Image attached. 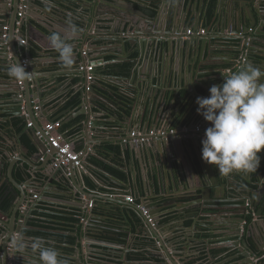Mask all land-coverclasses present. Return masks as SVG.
<instances>
[{
  "label": "water",
  "instance_id": "95a60500",
  "mask_svg": "<svg viewBox=\"0 0 264 264\" xmlns=\"http://www.w3.org/2000/svg\"><path fill=\"white\" fill-rule=\"evenodd\" d=\"M2 1L5 4L4 6H0L3 10L0 12V30L2 32V35H0V47H4L7 53L4 54L2 58L8 59L11 55L14 63L17 60L21 64H24L23 60L25 57L22 49L26 47L30 55L33 41L27 36L28 34L24 32L18 34L16 31L17 27L21 26L22 28L26 25L27 29L30 30V28L33 27L43 34L44 32L40 28L31 25V20L34 19V22L39 26H42V22L47 23V19L45 20L43 18L46 17L44 13H46L48 6L45 5L46 2L44 0H26L28 7L22 10L20 16L21 0ZM128 1L81 0L82 9L87 12V17L79 19L82 26V37L79 38L82 41V48L75 54V59L81 60L79 65L83 67H89V64L94 65L93 69L90 71L86 69L80 70L78 67L79 69L73 72L80 75L84 82H86L88 76L91 75L90 90H82L80 95L82 110L78 115H83V118L78 120V128L84 134H86V130L93 133L95 129L99 128L98 122H95L94 119H97L100 115L95 113V108L101 111L103 108L97 104V101L102 99L106 102L109 100L103 95L99 97L96 90L99 77L105 73L103 69H98V65H101L104 61L98 60V62H95L97 60H93L94 52L89 50L94 44H91V47H87L86 45L88 37L86 31H88L89 25H93L92 23H95L96 26L99 27V25L103 24L107 19V21L109 20L108 23L111 28L115 30L121 29V35L119 34L112 38L113 41H115L114 48L106 43L107 38H100L103 43L100 46L98 55H102V52H107L109 50L111 52L115 51L116 54H114V56H116V58L114 61L128 60L133 65L131 74H128L129 78L133 79L132 81L134 82L135 78L138 76L142 89L149 88L150 85L152 87L151 89L154 90L153 96L158 97L161 91V97H163V99L165 97L163 96L164 92L174 87L176 83H182L184 81V70H187V68L191 70L194 64L195 68L202 65L206 51H211L224 40V34H221L224 33L226 29H229L230 33H234V31L237 32V37L234 42L236 61H232L233 63L231 65H236L237 70L242 69L247 64H252L264 69V0H240V4H237L236 0H230L225 9L224 1L219 0L216 5L217 13L215 12V14H217L215 24L218 28V33H214L213 36L210 35L209 26L204 28L207 32L206 34L197 35V24L190 27L189 23L191 17L194 18L195 23L198 22L201 9L202 11L204 10L203 16L205 15L207 18L208 4L205 5L206 2L203 4V7L205 5L206 8H202L200 0H176L175 6H172L171 3L174 0H157L158 3L156 5L152 2L150 3L149 0ZM135 1H138V3ZM52 2L56 5L52 12L58 14L60 18L59 21L62 22L63 19L66 18V15L63 14L61 6L68 7L72 2H78V0H52ZM255 4H259L260 10L256 9ZM136 5L140 8H137ZM149 9L155 10L156 14L152 15L148 13L146 10ZM35 10L40 13L39 17H36L34 14ZM256 11L259 12L258 16H256ZM258 19H260L261 22H258ZM208 20L207 18V21ZM19 22H21L20 26L18 25ZM5 27H8L7 38L3 36L5 34ZM188 30H192L194 34L188 35ZM94 32L95 30L89 35L101 37L106 33L102 30H96V34H93ZM17 37L20 38L21 41H18L16 39ZM23 40L26 42H23ZM139 59L142 60V62L144 60L148 61L149 65L146 73H143L141 69L142 65L139 64ZM29 60L26 70L34 67L33 57L30 56ZM197 61L199 62L197 63ZM145 62H143V65ZM176 62L182 63V67H179ZM220 65L224 66V63ZM226 75L227 74L222 78L223 80ZM114 77L119 80L121 86L125 87V82L123 83V81L127 80V76L110 75V79ZM38 78L39 77H34V83L36 82L37 86L40 85ZM12 80L15 82V84L11 86L13 87L11 91L13 101L16 104H21L16 105L18 116L25 119L26 123H33V127H27L26 131L27 135L30 137L33 148L21 142L20 146L23 147V155L20 159L6 160L3 157L0 159V180L2 182L0 186V225L3 226V231L0 232V264H40L38 254H32L30 249L22 254H13V240L21 235L26 240H31L28 232L32 231L30 224L33 221V213L40 201L49 198L51 190H58L57 186L53 189L54 180L66 187H76L79 184V176H82V178L87 177L86 171L92 166L91 158L97 152L95 148L92 149V152L86 151V156L83 158L82 167L80 169L76 170L72 165L70 166L72 172L70 176H66L60 168L54 169L50 162L57 151L49 143L48 135L44 130L45 124L41 117L39 118L36 116L38 110L33 103V98L31 97L28 99L27 96L32 95V88H35L34 84L32 85L33 82L30 80L17 81L14 78H12ZM263 81L264 77L261 78L260 82L263 83ZM182 84L185 83L183 82ZM99 87L105 90L103 86ZM38 90H41V86L38 87ZM90 94L91 96L89 97ZM39 97H41L40 94ZM23 106L27 109V114L21 112L20 108ZM165 106L166 102L162 105V109H164ZM39 110L41 112L45 110V106L42 102L39 104ZM164 115L165 112L162 111L160 118ZM116 119L120 122L119 127L123 133L122 135L129 137L133 130L129 127L128 120L125 119L120 121L121 119L119 117H116ZM163 119L165 118L163 117ZM48 120L51 122L56 121L53 118H48ZM196 128L197 123L194 121L188 127L189 130L185 134L181 133L183 127L178 128L179 131L177 130L174 134L169 133L170 129H168L167 132L163 130V133L160 134L154 130V135L147 136L146 140L143 142H140L137 138H128L121 144L122 152L125 155L128 150L132 151L134 160L135 157L141 155L144 165L146 162L143 155L144 152L149 153V157L151 155L153 157V154L158 155L160 158V183H162L163 186L167 185V188L173 186V193L171 194L173 198L168 202V205L162 204L161 206H156L151 202L147 204L148 208L153 213L151 214L154 217L156 228L160 231V234L164 233L160 213L166 209L172 208L193 218L194 221H196L195 228L197 225H201L204 230L208 231V234L221 235L223 242L228 241V244L225 246L227 250L230 249V251H235L237 257H243L244 260L242 264H258L261 261H263L264 264V188H258L255 189L256 191H253L248 186V188L244 189V193L238 191L239 194H243L240 199L221 198L224 189L230 188L224 183V175L220 176V179H223V181L213 184L194 166L195 157L199 155L202 157V136H200V134L205 132L203 130L194 133L193 130ZM137 129L141 131L139 127ZM151 130L152 129L148 130L147 134H150ZM36 131H41V137L35 135ZM49 154H52V156ZM181 154H185V156L192 161L193 172L196 173L203 183L201 190L197 188V186L192 188L189 179L188 182L183 181L184 178L178 180L175 172L172 171V159L174 158L180 161L184 175H187L186 163L183 161L185 156L181 157ZM166 164L169 165V167H166ZM163 165L164 167H162ZM98 168L93 175L101 184L107 185L109 183H116L123 189H130L127 180L120 179ZM145 168L147 169L146 165ZM216 168L218 167L216 166ZM168 171L171 172L170 176L167 175ZM18 173H20L21 176ZM126 175H130L135 184L136 172L131 170L126 172ZM153 175L155 178L154 172ZM21 177L23 182H21ZM148 177L149 174L147 173V182L149 181ZM25 181H30V185H27ZM179 181H181V183ZM187 183L191 190H196V192L202 191V193H198L195 198L188 196L186 200L181 203V206H179V201L183 200V198H178L177 192L181 190L185 192L188 190ZM84 184H86L85 181ZM33 187H37V190L40 191V198L32 205ZM131 191L135 195L139 194L136 189H131L130 192ZM231 191L232 190H229L228 193L229 196L232 195L231 197H233L235 194ZM252 192L256 194L255 198L252 197ZM84 193H86V191L83 190L82 194ZM112 201L117 203L118 207L122 206L126 208L127 206L122 199H115ZM248 202L252 203V207L256 212V217L249 225V231L247 232ZM227 203L230 204L227 205ZM24 205H26L27 210L21 211ZM224 211H230L234 216L225 215ZM88 217V224L84 228V233H86L85 237L92 239V237L89 236L90 231L97 236L102 235L105 237L109 235L107 232H103L107 230L104 226L98 225V223L105 221L106 218L104 216L94 215L92 210L90 216L88 214ZM181 225L182 229L188 228L184 220H182ZM142 226H144L143 221ZM191 227H194V225ZM145 230L147 229L145 228ZM76 231H78V228ZM245 231L246 235H244ZM153 235L154 231H147L143 234V236L148 239H153ZM78 237L80 238V235ZM95 240L97 239L95 238ZM97 241L105 243V247H108L111 251L116 253L126 252V262L130 263L128 258L130 249L124 251L120 249H125L127 247L126 244L112 243L102 239ZM165 241L168 244V240L165 239ZM85 245L87 251L84 259L85 262L77 257V254L80 253L81 250V247L79 248L78 245H75V253L72 257L61 256L70 259L74 264H88L91 260L90 249H92V245L90 243H86ZM99 247L101 248L103 245ZM156 251V254H154L155 257L162 259L166 264L170 263L167 261L168 258L165 253L164 243L162 244V248L156 249ZM97 252L104 251L97 249ZM150 252H154V249H150ZM180 262H182L181 259Z\"/></svg>",
  "mask_w": 264,
  "mask_h": 264
},
{
  "label": "crops",
  "instance_id": "0c3cea01",
  "mask_svg": "<svg viewBox=\"0 0 264 264\" xmlns=\"http://www.w3.org/2000/svg\"><path fill=\"white\" fill-rule=\"evenodd\" d=\"M44 1L46 2L45 5H47L48 7L46 6L47 11L46 13H44L46 17L43 19H47V23L42 22V26H39L34 22V19L31 20V25L40 28L44 33L42 34L40 31L33 27H31L29 30L27 29L26 25H24L22 28L21 26L17 27L16 30L18 34H20V32H24L28 34L27 36H29V38L32 39L33 42L31 44V50L33 46L38 47L39 50L37 55L33 56L34 67H31L27 71H33L32 75L34 77H39L38 80L40 82V85L37 86L36 82L32 83V85L34 84L35 88H32V95L27 96L28 99H30L31 97L33 98L35 107L38 106L40 102L44 104L45 110L43 112H41L40 110L36 112V116L39 118L41 117L44 124L50 122L48 118L63 121L62 130L65 132L66 136L74 142L76 149L92 152V149L95 148L97 153L94 156H96L99 154L98 149L102 147V144L113 143L121 147L120 144L123 143V141L121 140L124 135H122L123 133L121 132V128L119 127L120 122L116 119V117H119L121 119L120 121L127 119L129 127L133 131H138V127L141 129V131L146 132L150 129H157L158 131L160 129L168 130L169 128H176V130H178V128L183 127L181 133L185 134L189 130L188 127L194 121L195 123H197V128L199 126V131H205V129L210 126V122L206 121L202 115L197 113L196 109L198 105L196 104V98L209 96V88L211 85L222 84L224 81L222 78L225 74L230 75L232 72L237 70L236 65H231L233 63L232 61H236V51L234 44L235 38L237 37L236 31H234V33H230V30L226 29L224 33L221 34H224V40H222L221 43L214 47L211 51H206L203 57L202 65H200V67L198 68H195L194 64L191 70L189 68H187V70H184L183 82L185 84H182L183 82L176 83L174 87L168 89L163 93V96H165L164 99L163 97H161V91L158 97L153 96L154 90L151 89L152 87L149 84V88L142 89V87L140 86L141 82L138 76L135 78L134 82L132 81L133 79L127 78L126 81H123V83L126 82L125 87H123L119 84L120 82L117 78L114 77L110 79V75L120 76V73L107 74L105 72L102 76L99 77L96 90L99 97L100 95H103L109 100L105 102L101 99L100 103H98L103 108L102 111L94 107L95 113H97V115H100L97 119L94 120L95 122H98L100 127L95 129L94 133L88 132L86 130V134H84L78 128V120L83 116L78 115V113L82 110V103L76 105L72 104V101L74 100V96L81 95L82 90L87 91V84H91V79H87V81L84 82L81 79L80 75L73 73L76 69H79L82 66L79 65L81 60L75 59V65L72 69L64 68L59 61L58 53L51 49L48 37L52 32H60L63 36H68L71 34V30L67 24L69 15H71L74 23L77 24V27L82 30L81 22L79 21V19L87 17V12L83 11L81 0H78V2H72L68 7L61 6L63 14L66 15V18L61 22L59 21L60 18L58 14L52 12L53 8L56 7L54 2H52V0ZM200 1L201 7L206 8L205 5L208 4L209 0ZM218 1L219 0H215L216 5L218 4ZM223 1L225 9L227 8L230 0ZM135 2L138 3V1ZM236 2L237 4H240L241 1L236 0ZM171 3L172 6H175L176 0L172 1ZM4 4L5 3L0 0V6H4ZM203 4H205L204 7ZM128 6L130 5L128 4ZM255 6L257 10H260L259 4H255ZM136 7L140 8L138 5H136ZM1 11L3 10L0 7V12ZM36 12L37 10H35L34 14L36 15V17H39L40 13ZM200 13L201 15L198 19V22L195 23L194 18H190V27L197 24V30H201L206 26H209L211 36H213L216 32L218 33V28L215 24L217 14H215L213 19H210L211 21H207L205 15L203 16L204 10L202 11L201 9ZM258 15L259 12L256 11V16ZM108 22L109 20L107 21L106 19L103 24L99 25V27H97L95 23H92L93 25H89L87 29L88 31H86V33L88 34L86 40L87 47L91 44H94L93 47L90 46L91 49H89L90 51L94 52L93 60H97L95 62H98V60L104 61L101 65H98V69L101 70H104L105 66H114L113 64H130V62H126V60L114 61V59L116 58L114 54H116V52L113 50V52L109 50L107 52H102V55H98V53L100 52V46L103 43L100 38H107L106 43L114 48L115 41H113L112 38L116 37L119 34L121 35V29L115 30L114 28H111ZM258 22H261V20L258 19ZM94 30L95 32L93 34H96V30H102L106 33H104L101 37H95L94 35L90 36L89 34H91ZM206 33L207 32L205 31V34ZM0 35H2L1 30ZM80 37H82L81 31L75 39L67 41L74 46V57L78 50L82 48V41L79 39ZM16 39L18 41H21V39L18 37ZM22 50L24 51V57H28L27 55H25L28 49L25 47ZM4 54H7L6 50L1 46L0 159L3 157L6 160H17L20 159L23 155V147H21L20 144L22 142L21 139L23 137V133L27 135V123L25 122V119L22 118V122L25 123V130L23 131V133H21V131L18 130L17 124L14 122V119L18 116L16 105H19L20 103L16 104L13 101L11 93L13 87L11 86H13L15 82H13L12 78L7 75L8 66L13 64L14 60L12 59L11 55L8 59L2 58ZM198 62L199 61H197V63ZM176 63L179 67H182V63ZM223 63L224 66H221L220 64ZM89 65L94 67L93 64ZM148 65L149 63L148 61H146L145 64L141 66L143 73L147 72ZM117 69L118 68H116V72ZM39 86H41V90H38ZM99 86H103L105 90L101 89ZM118 91L122 94H126L127 97L132 99L133 101L126 104L117 96ZM39 94L41 95V97H39ZM90 96L91 94L89 95V97ZM165 102L166 106L164 109H162V105ZM23 107L24 109H22ZM23 107L20 108L21 112L23 114H27V109L25 108V106ZM162 111L165 112V115L163 116L165 119H163V117L160 118V114L162 113ZM197 128L193 130L194 133L198 132ZM204 133L200 134L202 138L204 137ZM150 136H152V134H150ZM143 155L146 161L145 165L147 166V169L142 163V156L139 155L138 157H135L134 160L131 150H128L127 154L125 155L120 149L119 155L116 156L115 154H111L109 157L110 160L106 162L112 167H117L118 170L122 172L126 173L131 170L136 172L135 184L134 181H132L130 175V180L127 181V183L129 184L131 189L138 190L139 194H134L135 196H137V200H140V202L146 205L150 202L156 206H161L162 204L168 205V202H170V200H172L173 198L171 196V194L173 193V186L167 188V185L163 186L162 183H160V158L156 154H153V157L152 155L149 157V153L147 152H144ZM258 155H260L261 161L256 172L247 174L241 172H233L232 174L227 175V177L224 176V183L227 184V186L230 188L224 189L221 198L240 199L243 194H239L238 191H242V193H244V189L248 188V186L253 191H256L255 189L258 188H264V149H262L261 152L258 153ZM183 156H185V154H181V157ZM183 161L186 163V176L184 175L180 161L174 158L172 159V171L175 172L178 180H180V178H184L183 181L188 182L189 179L192 188L197 186V188L201 190L203 183L200 178H198L196 173L193 172L192 161L186 156L184 157ZM165 166L169 167V165L167 164ZM194 166L204 175V177L209 179L211 183L216 184L223 181V179H220V176L223 175H220L219 169L216 168L215 165L205 162L200 155L198 157H195ZM162 167H164V165ZM153 172L156 176L155 178ZM93 173V168H89L87 170V177L82 178V176H79V184L74 188L60 185L58 181L54 180L53 189L55 186H57L58 190H51V195L49 196V198L45 199L44 201H40L41 204H38L33 213V216H35L33 217V220L37 216H39L36 215V213L41 212H57L63 215L66 214L68 216H76L78 219V231H76L75 229L71 230V232L68 233V236L73 238V241H67V246L71 249V254L68 255V257H72L74 255L75 244L78 242V247H81V250L80 253L77 254V257L78 259H82V261L85 262L84 259L87 253L85 244L90 243L92 245V249H90L91 260L88 264H108V262H106L105 260H100L99 258L97 249L100 248V242L95 240L97 236L92 231H90L89 236H91L92 239L85 237L86 233H84V228L88 224V220L86 221V219H89L88 214L90 216L92 210L94 215L98 216L100 215V213L98 214L100 210H111V212H114L113 209L115 207H118V204L112 200H123L124 195L130 193L127 190H122L121 187L116 183H109L107 185L101 184L94 177ZM147 173L149 174L148 182L146 181ZM170 174L171 172L168 171L167 175L170 176ZM88 180L89 182L91 181V183L93 184L92 186L88 183L84 184V181L87 182ZM21 182H23L22 177ZM179 182L181 183V181ZM1 183L2 182L0 180V186ZM30 183V181L26 182L27 185H30ZM187 187L188 190H186L185 192H183V190L177 192L178 198H183V200L179 201V206H181V203L184 202L188 196H192V198H195L198 193H202V191L196 192V190H191L188 183ZM32 189L36 193L39 192L37 190V187H33ZM83 190L86 191V193L82 194ZM229 190H232L231 192L235 194L233 197H231L232 195L229 196ZM110 195H114V197L116 198L111 199L112 197ZM251 195L254 198L256 196L254 192H252ZM90 200H94L95 202L92 209L89 207ZM33 204L34 203H32V205ZM23 207H25L24 210H27L26 205H24ZM160 216L164 233L160 234L159 238L165 245V253L167 255L168 262L172 264H191L196 262L211 264H242L244 260L243 257H237V253L235 251H230V249L227 250V248L225 247L228 244V241L223 242L219 240L220 238L217 237L212 238L211 241L205 239V243L203 241H200L202 235L204 234L202 233V230L204 229L201 225H197L195 228V224L193 223L194 227L182 229V217L180 213L176 212L175 209L170 208V210H164L160 213ZM173 216H176V218H173ZM167 217H169V220L167 222H164L163 219ZM82 218H84V220ZM41 220H46V218L43 217ZM251 223L252 220H250L247 224V232L249 231V225ZM31 225L32 226H30V228H32V231H30L29 234H32L29 235L30 238L32 239L35 237H41L39 234H42L43 232H41L42 229L39 228V226L44 224H42L41 222L35 225L34 223H31ZM1 231H3L2 225H0V232ZM79 235L80 238L78 237ZM244 235H246V232L244 233ZM206 238L209 237L206 236ZM44 239L46 241L50 240L51 243H55V241L53 239H49V237H46ZM165 239L168 240V244L166 243ZM120 249L123 251L125 250L123 248ZM180 259L182 260V262H180ZM148 260H150V258ZM68 261L69 264H74V262L70 259H68ZM258 264H263V261L259 262Z\"/></svg>",
  "mask_w": 264,
  "mask_h": 264
},
{
  "label": "clouds",
  "instance_id": "9594fccd",
  "mask_svg": "<svg viewBox=\"0 0 264 264\" xmlns=\"http://www.w3.org/2000/svg\"><path fill=\"white\" fill-rule=\"evenodd\" d=\"M71 30L68 36L52 32L48 40L51 49L58 53L61 65L72 69L75 65L74 46L68 40L80 33L71 15L67 20ZM26 42V41H25ZM33 71L17 60L8 66L7 75L17 81L32 78ZM264 69L247 64L226 75L222 84H213L210 95L197 97L196 111L210 122L202 138V159L218 167L220 175L233 172H256L264 149ZM14 252L22 254L29 249L38 254L40 264H69L55 247L41 237L26 240L22 235L13 240Z\"/></svg>",
  "mask_w": 264,
  "mask_h": 264
},
{
  "label": "trees",
  "instance_id": "16d2710c",
  "mask_svg": "<svg viewBox=\"0 0 264 264\" xmlns=\"http://www.w3.org/2000/svg\"><path fill=\"white\" fill-rule=\"evenodd\" d=\"M208 19H213L216 12V3L215 0H209L208 2ZM153 15L155 14L154 11L152 12ZM38 47L33 46L32 50H30V55L28 54V51H26V54L28 57L30 56H36L38 53ZM24 55V54H23ZM27 58V57H25ZM132 64H120L115 66H105L104 70L108 74L112 73H122L127 74L129 70L131 69ZM116 68L117 72H116ZM120 71V72H118ZM117 96L124 101L126 104L129 102H132L133 100L128 98L126 94H122L121 92H117ZM74 100L72 101V104L79 105L81 104L80 96H74ZM118 99V98H117ZM102 102V101H101ZM100 103V101H97V104ZM99 105V104H98ZM83 118V116H82ZM81 119V118H80ZM14 122L18 126V130L23 133L25 130V123L22 122V118L20 119L19 116L14 119ZM21 141L25 143L28 146L32 147L30 137L25 135L23 133ZM102 147H100L99 154L92 157L91 161L92 164L103 169L104 171H107L116 177L129 181V176L126 175L125 172H122L118 170L117 167H112L110 164H108L106 161H109V157L111 154H115L116 156L119 155L120 152V146L113 143H106L102 144ZM33 148V147H32ZM127 154V153H126ZM141 173V171H140ZM142 178V176H141ZM89 185H93L91 181L89 180L86 182ZM61 185V184H60ZM3 190V189H2ZM137 202H140V200H137ZM114 212L100 210L98 214L100 213L101 216L107 217L105 221L103 222L104 228H106V231L109 235L112 236H105V241L109 242H115L120 244H129L131 245V250L129 252V261L132 263L138 262L140 264H166L162 259L155 257L154 253L150 252V249L156 248V241L154 239H148L147 237H144V226H142V219L130 208L123 209L121 207H115L113 209ZM73 212V211H72ZM37 216L33 221L32 224H39L42 222V224L39 226V228L42 229V234H39L42 238H48L53 239L55 243H51L50 240H47L49 246L55 247L58 249L63 256H68L71 254V249L67 246V241H73L72 237L68 236V233L71 232V230L77 229L78 226V219L76 216H65L62 214H59L57 212L53 213H47V212H41L36 213ZM46 218V220H41L42 218ZM173 218H176V216H173ZM169 220V217L164 218L163 221L167 222ZM194 219L191 217L186 218L185 225L189 228L193 225ZM102 224V222H101ZM75 225V227H74ZM120 230V231H117ZM122 231V232H121ZM47 232V233H44ZM53 233V234H51ZM32 234V233H30ZM116 236V237H113ZM132 240V241H131ZM149 256V257H148ZM150 258V260H148ZM149 261V262H148Z\"/></svg>",
  "mask_w": 264,
  "mask_h": 264
},
{
  "label": "built area",
  "instance_id": "2783aa9c",
  "mask_svg": "<svg viewBox=\"0 0 264 264\" xmlns=\"http://www.w3.org/2000/svg\"><path fill=\"white\" fill-rule=\"evenodd\" d=\"M28 7L27 5V1L26 0H21V4H20V16L22 14V10L26 9ZM20 23H18V25L20 26ZM7 30L8 27H5V34L3 35L4 38H7ZM188 35L194 34V32L192 30H188ZM197 35H202L205 34L204 29L198 30L196 32ZM23 42H25V40H23ZM29 58H25L23 60L24 65L27 66L29 64ZM92 70L93 66H89V67H80V70ZM88 79H91V75L88 76ZM30 81H32L34 83V77L32 75V78L29 79ZM90 90V85H87V91ZM24 109V107H23ZM36 109L39 111V105L36 106ZM27 127L31 128L33 127V123L32 122H28L27 123ZM100 127V126H99ZM63 129V121L62 120H56L54 122H49L46 123L44 125V130L46 131V134L48 135V139H49V143L51 144V146L53 148L56 149V153L53 156V163L51 164V166L54 169H62L63 173L66 174V176H70L71 169L70 166L72 165L76 170L80 169L82 167V162H83V158L86 156V151L84 150H79L76 149L74 142L68 138L65 134V132L62 130ZM200 128H197V131H199ZM165 131V130H164ZM154 130L150 131V134L154 135ZM158 133H163V129L162 130H158ZM167 132V131H166ZM177 130H175L174 128L169 130L170 134H174L176 133ZM94 133V132H93ZM150 134H147L146 131H133L131 133V135H129V137H122L123 142H125L128 138H137L140 142H143L146 140L147 136ZM36 136L41 137V131H36L35 132ZM99 169V168H98ZM102 170V169H100ZM122 190H127L130 194H125L124 195V201L127 204L126 208H130L132 209L143 221V225H144V233H146L147 231H154V235H153V239L156 241V248L154 249V252L156 253V249H161L162 248V240L159 238L160 237V233L158 231V229L156 228L155 225V221H154V217H153V213L151 212V210L148 208V206L142 202H137V198L136 196L133 194V192L130 189H123ZM112 198L111 199H115L116 197H114V195H110ZM40 198V194L39 193H34L33 195V199H39ZM95 202L94 200H90L89 202V207L92 209V207L94 206ZM25 208V207H24ZM152 213V214H151ZM145 228L147 230H145ZM152 252V253H154ZM154 253V254H155ZM155 256V255H154Z\"/></svg>",
  "mask_w": 264,
  "mask_h": 264
},
{
  "label": "flooded vegetation",
  "instance_id": "af4514ba",
  "mask_svg": "<svg viewBox=\"0 0 264 264\" xmlns=\"http://www.w3.org/2000/svg\"><path fill=\"white\" fill-rule=\"evenodd\" d=\"M148 1V0H147ZM149 2L151 3H153L154 5H156L157 3H158V1L157 0H149ZM264 7V6H263ZM148 13H151L152 15H153V11H154V13L156 14V11L155 10H146ZM154 14V15H155ZM210 20V19H209ZM208 20V21H209ZM211 21V20H210ZM7 33H8V30H7ZM192 35V34H191ZM120 75H125V76H127L128 74H120ZM169 129H172V128H169ZM175 130H176V128H174ZM161 130V129H160ZM165 131H167V130H165ZM156 132H157V129H156ZM158 133V132H157ZM50 156H52V154H49ZM20 176H21V174L20 173H18ZM230 203H227V205H229ZM225 207H227V206H225ZM224 209H226V208H224ZM166 210H170V209H166ZM176 212H178V211H176ZM225 212V215H233L232 213H230V211H224ZM178 213H180V215H181V219L182 220H184V221H186V218H188V216L186 215V214H183V213H181V212H178ZM255 211H254V209H253V207H252V203L251 202H248L247 203V219H248V222L250 221V220H252L253 221V219H255ZM234 216V215H233ZM98 225H102L103 226V222H102V224L101 223H98ZM30 226H32L31 224H30ZM204 232V234L202 235V238H201V240L200 241H203L204 243H205V239L206 240H209V241H211L212 240V238H215V237H217V238H220L219 240H221L222 241V237H221V235H219V236H217V234H207L208 233V231H206V230H202V233ZM246 232V231H245ZM215 235V236H214ZM97 236V235H96ZM206 236L207 237H209V238H206ZM96 239L97 240H100V239H102V240H105V238H103V236L102 235H100V236H97L96 237ZM112 243H115V242H112ZM100 245L102 246L103 245V247H101V248H99V249H101V250H103L104 252H98V255H99V258H100V260H103L104 261V259L106 258V259H108V260H106V262H108L109 264H140V263H138V262H135V263H132L131 261H129L130 263H127L126 262V252H122V253H116V252H114V251H111L108 247H105L106 246V244L105 243H100ZM114 248H116V247H114ZM128 258H129V253H128ZM169 264H172V263H169ZM191 264H211V263H198V262H196V263H191Z\"/></svg>",
  "mask_w": 264,
  "mask_h": 264
},
{
  "label": "rangeland",
  "instance_id": "374dc122",
  "mask_svg": "<svg viewBox=\"0 0 264 264\" xmlns=\"http://www.w3.org/2000/svg\"><path fill=\"white\" fill-rule=\"evenodd\" d=\"M132 59V58H131ZM146 60H144L143 62H145ZM143 62H142V60H140L139 59V64L140 65H143ZM131 64V63H130ZM145 64V63H144ZM114 66L116 65V64H113ZM135 67V66H134ZM133 69V65H132V67H131V69L129 70V72L127 73V74H131V70ZM140 70V69H139ZM127 77L129 78V76L127 75ZM126 83V82H125ZM121 141H123V140H121ZM122 144V143H121ZM120 144V145H121ZM121 148V147H120ZM121 151H122V149H121ZM123 153V152H122ZM94 156V155H93ZM52 161H53V157H52V159H51ZM50 162V164H52L53 162ZM91 163H92V161H91ZM92 166L90 167V168H93V171H94V173H95V170L98 168L97 166H95V165H93V164H91ZM87 172V171H86ZM34 193H36L35 191L33 192V194H32V198H33V195H34ZM39 194H40V191L38 192ZM33 200V202L32 203H34L35 204V201L36 200H38V199H32ZM41 204V202H39V205ZM38 206V205H37ZM23 209V210H22ZM21 211H24V207H22L21 208ZM63 215V214H62ZM65 216H68V215H66V214H64ZM70 216V215H69ZM35 217V216H34ZM83 220H84V218H82ZM88 219H86V221H87ZM88 222V221H87ZM194 224H195V222H194ZM35 231V230H34ZM29 233V232H28ZM75 245H78L77 243L75 244ZM127 245V247L125 248V250H127V249H130L131 250V245H130V243L129 244H126ZM105 261L106 260H108V259H104ZM103 264H106V263H103ZM109 264V263H108Z\"/></svg>",
  "mask_w": 264,
  "mask_h": 264
},
{
  "label": "bare ground",
  "instance_id": "6f19581e",
  "mask_svg": "<svg viewBox=\"0 0 264 264\" xmlns=\"http://www.w3.org/2000/svg\"><path fill=\"white\" fill-rule=\"evenodd\" d=\"M126 62H129L128 60Z\"/></svg>",
  "mask_w": 264,
  "mask_h": 264
}]
</instances>
